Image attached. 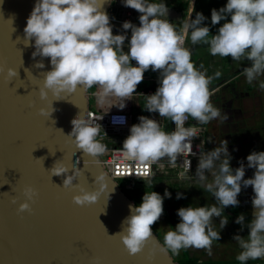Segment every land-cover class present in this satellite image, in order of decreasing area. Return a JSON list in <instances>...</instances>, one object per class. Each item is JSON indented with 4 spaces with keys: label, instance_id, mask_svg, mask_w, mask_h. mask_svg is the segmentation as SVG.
<instances>
[{
    "label": "clouds",
    "instance_id": "obj_1",
    "mask_svg": "<svg viewBox=\"0 0 264 264\" xmlns=\"http://www.w3.org/2000/svg\"><path fill=\"white\" fill-rule=\"evenodd\" d=\"M122 3L140 13V24L125 21L122 25L125 31L114 34L110 15L102 10L103 0H36L24 32L28 42L34 40L33 57L50 58L52 65L45 73L40 95L42 99L47 98L50 90L60 97L65 92H76L81 85L84 88L97 86L101 103L109 97L127 101L143 82L145 72L149 69L158 72L159 86L154 94L146 95L144 108L170 119L175 130L166 132L156 119L140 116L139 123L131 126L130 135L123 141L121 156L145 167L164 158L175 165L181 155H195L192 142L198 134L195 127H185L189 117L199 124H207L220 116V111L210 102L211 78L192 62V52L185 46L186 38L190 33L193 45L208 44L213 56H230L236 62L251 61V66L244 69L247 82L251 84L264 75V0H227L226 6L219 10L213 8L211 24L217 25L222 20L225 23L211 37L210 27L204 25V14L196 13L195 19L192 18L194 2L190 17L179 31L161 18L168 13L163 3L149 0H122ZM129 29L130 40L126 34ZM126 40H129L127 52L124 50ZM132 61L136 62L135 66ZM37 67L43 68L44 64L39 63ZM17 74L16 69H8L9 76ZM260 88L264 89V82ZM125 106L126 102L118 105L120 109ZM40 111L46 113V109ZM125 122L126 117H113L114 124ZM72 125L69 136L75 137L78 149L95 158L107 151L106 145L97 139L100 127L92 120L79 114ZM231 159L227 140L210 151L200 149L195 176L215 197L219 207L214 204L178 209L180 222L175 230L164 234L162 251L178 254L181 249L196 248L205 249L211 255L213 241L220 239V232L213 230V218H221L223 229L228 223L223 216L224 209L239 206L242 188L251 186L254 196L252 219L246 226L249 235L246 239L241 235L233 237L241 248L236 259L241 264L264 259V151H253L246 158L247 165L241 161L236 169L231 167ZM185 163L190 171L191 160ZM246 167L255 170L248 179H245ZM74 169L75 173L64 179L63 187H79L73 181L81 173L77 167ZM51 171L53 175H62L68 173L69 168L56 162ZM206 173L211 174V182H207ZM142 175L147 176V171ZM102 191V188L88 191L81 187L79 194L73 197L74 203L80 206L95 203ZM24 195L27 200L20 204L19 212L30 210L28 201H34L38 193L29 186ZM164 197L171 198V193L166 190L161 196L155 191H146L139 205H129L130 215L122 221V230L116 235L130 255L142 252L152 239V226L164 213ZM182 197L183 194L178 193L177 199ZM236 223L245 226V215L241 214Z\"/></svg>",
    "mask_w": 264,
    "mask_h": 264
},
{
    "label": "water",
    "instance_id": "obj_2",
    "mask_svg": "<svg viewBox=\"0 0 264 264\" xmlns=\"http://www.w3.org/2000/svg\"><path fill=\"white\" fill-rule=\"evenodd\" d=\"M35 2L0 0V264H178L162 251L153 228L152 239L136 255L116 235L134 201L69 136L72 120L86 113L85 88L60 97L48 90L41 98L52 65L50 58L33 57L34 40H26ZM109 4L103 0L102 10ZM9 68L18 74L9 76ZM56 162L68 173L53 175ZM75 167L81 174L73 183L79 187H63ZM29 186L38 195L28 201L30 210L19 212ZM81 187L103 191L95 203L80 206L73 197Z\"/></svg>",
    "mask_w": 264,
    "mask_h": 264
},
{
    "label": "rangeland",
    "instance_id": "obj_3",
    "mask_svg": "<svg viewBox=\"0 0 264 264\" xmlns=\"http://www.w3.org/2000/svg\"><path fill=\"white\" fill-rule=\"evenodd\" d=\"M120 1L122 2V0ZM110 2L114 3V0H110ZM156 2L158 3V1ZM116 31L118 34H122L121 28H116ZM188 38L190 39V33ZM190 46L194 45L191 43ZM196 47L197 50H200L198 44ZM124 50L127 52L129 45H124ZM132 63L136 64L135 61ZM151 71L149 69L147 73L153 75ZM262 82H264V75L258 76L251 84L247 82L246 75L238 76L225 83L220 81L217 84L218 87L210 95V102L220 111V116L204 124L207 131V151L217 147L223 140H227L228 150L232 157L230 164L233 169L238 168L241 161L247 165L246 158L253 151H264V89L260 88ZM92 90L94 87L85 88L87 100L92 98ZM92 101L93 99L90 101L91 104ZM140 102V97L135 95L132 97L131 111L135 117L139 111L147 112L145 106L139 107ZM225 116L228 118L225 119ZM136 123L138 122L136 121ZM218 163L219 161H217ZM254 171V169L246 167L245 179L251 178ZM206 175L208 176L207 182H211V174L206 173ZM122 189L126 192L128 190L124 187ZM166 190L171 193V198L164 197V213L160 220L152 226L162 244L164 234L169 230H175V226L180 222L177 211L181 207H203L206 205L211 207L214 204L219 207L215 197L204 189L203 183L197 177L154 178L138 184L128 191L134 202H142L146 191H155L164 196ZM178 193H182L183 197L177 199ZM253 196L254 192L251 186L242 188L238 196L239 206H228L224 209L223 216L228 223L223 229L220 227L221 218H213L212 227L213 230L220 232V239L213 241L211 255L205 249L185 248L181 249L178 254L168 250L173 260L177 261L180 257L187 255L195 258L197 264L238 262L236 257L241 248L233 237L241 235L246 239L249 234L243 225L236 223V220L241 214H244L245 221L247 220Z\"/></svg>",
    "mask_w": 264,
    "mask_h": 264
},
{
    "label": "built area",
    "instance_id": "obj_4",
    "mask_svg": "<svg viewBox=\"0 0 264 264\" xmlns=\"http://www.w3.org/2000/svg\"><path fill=\"white\" fill-rule=\"evenodd\" d=\"M111 17V24L113 27V33L118 34L116 28H121L122 33L125 31L122 25L125 21H131L133 24L139 26L140 21L132 18V13L129 9L118 13L113 3H110L106 10ZM162 19L168 20L167 17H161ZM182 28L179 26L177 31ZM127 36L129 40L131 38V30H127ZM129 40H126L129 44ZM135 66V65H134ZM148 81V83H145ZM157 76H149L145 74L144 80L137 87L136 93L128 98L129 100H120L117 98H110L101 103L98 99V91L92 90V98H88V106L86 109V118L92 120L95 125L100 127V132L97 139L106 145L107 151L96 157L97 162L102 166L104 171L115 180L119 186L125 189H133L138 181H148L154 178H186L196 177V169L199 162V154L201 151L207 152V131L204 124H199L196 120L189 117L185 123V127H195L197 129L198 138L193 140V152L195 155L180 156L175 165L169 163L167 158L161 159L158 162L150 163L146 167L144 165H137L134 162L127 161L121 156V148L123 141L130 135V128L133 125V113L132 108V97L135 95L141 98L140 106L143 105V99H147L146 95L154 94L158 88ZM217 84H213L210 81L209 91L210 94L215 91ZM93 99L92 104L90 103ZM126 102V106L120 109L118 105ZM126 117V122L123 124L113 123V117ZM138 116V115H137ZM139 116H148L149 118L156 119L163 130L171 132L175 130V124L168 118L159 117V113H152L147 111L146 113L141 112ZM100 124V125H99ZM200 145V149L198 148ZM191 160L190 171L187 168L186 161ZM144 171H147V176L142 175ZM181 173H184L183 177Z\"/></svg>",
    "mask_w": 264,
    "mask_h": 264
},
{
    "label": "crops",
    "instance_id": "obj_5",
    "mask_svg": "<svg viewBox=\"0 0 264 264\" xmlns=\"http://www.w3.org/2000/svg\"><path fill=\"white\" fill-rule=\"evenodd\" d=\"M163 3L168 8V13L164 16L170 19L171 23L178 28L179 26L183 25L184 21L187 20L191 13H192V6L194 2L195 11L192 14V18L195 19L196 13H203L206 17L204 21L205 26L210 27V34L215 35L218 32L219 27L225 23V21H221L217 25L211 24V11L213 8L219 10L221 7L226 6L227 0H149V2L157 3ZM114 7L116 8V12L120 13L124 11L125 9H129L132 13V18L139 20L140 13L136 10L126 7L123 5V3L120 0H114ZM228 20H230V17H228ZM191 42L190 39L186 38L185 46L188 47L192 52V62L194 65L202 72L206 73L207 77L211 78V82L213 84H219V82H227L231 81L235 77H243L245 75L244 69L246 67L251 66V61L243 60L241 62L233 61L232 58L229 57H220V56H213L209 52V45L206 43H199L198 46L200 47V50H197V44L194 46H190ZM153 75H150V73L145 72L149 76H157V82L159 73L153 72ZM219 73V75H216ZM96 91L99 92V89L97 86H93ZM143 105L146 106L147 99H143ZM138 116H134L133 114V123L137 121L139 123V115L141 112H138ZM252 211L253 207L251 206L248 214H247V220L245 221V230L249 234V229L246 227L247 223L251 221L252 219ZM207 264H213V263H207ZM215 264V263H214ZM220 264H241L240 261L238 262H224ZM246 264H264V259H257V260H249L246 262Z\"/></svg>",
    "mask_w": 264,
    "mask_h": 264
},
{
    "label": "trees",
    "instance_id": "obj_6",
    "mask_svg": "<svg viewBox=\"0 0 264 264\" xmlns=\"http://www.w3.org/2000/svg\"><path fill=\"white\" fill-rule=\"evenodd\" d=\"M134 124H137L136 121H135V123H133V125H134ZM143 182H145V181H138V182L136 183V185L141 184V183H143ZM124 192H125V194H126L128 197L131 198V195H130V193H129L128 190H127V192L124 190ZM140 203H141V202H134V204H136V205H139ZM177 262H178V264H197V260H196L195 258H193V257H191V256H187V255L180 257V258L177 260Z\"/></svg>",
    "mask_w": 264,
    "mask_h": 264
},
{
    "label": "bare ground",
    "instance_id": "obj_7",
    "mask_svg": "<svg viewBox=\"0 0 264 264\" xmlns=\"http://www.w3.org/2000/svg\"><path fill=\"white\" fill-rule=\"evenodd\" d=\"M110 98H113V99H114L115 97H109V98H107V99H110ZM107 99H106V100H107ZM117 99H120V98H117ZM120 100H124V99H120Z\"/></svg>",
    "mask_w": 264,
    "mask_h": 264
}]
</instances>
